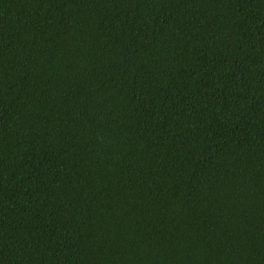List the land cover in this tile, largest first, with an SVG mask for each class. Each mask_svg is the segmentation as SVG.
I'll use <instances>...</instances> for the list:
<instances>
[{
  "label": "trees",
  "instance_id": "1",
  "mask_svg": "<svg viewBox=\"0 0 264 264\" xmlns=\"http://www.w3.org/2000/svg\"><path fill=\"white\" fill-rule=\"evenodd\" d=\"M0 264H264V0H0Z\"/></svg>",
  "mask_w": 264,
  "mask_h": 264
}]
</instances>
